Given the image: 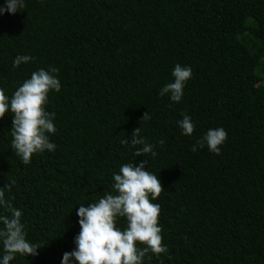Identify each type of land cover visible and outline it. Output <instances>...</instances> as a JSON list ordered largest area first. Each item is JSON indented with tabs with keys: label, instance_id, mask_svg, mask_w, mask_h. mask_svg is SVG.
I'll return each mask as SVG.
<instances>
[{
	"label": "trees",
	"instance_id": "1",
	"mask_svg": "<svg viewBox=\"0 0 264 264\" xmlns=\"http://www.w3.org/2000/svg\"><path fill=\"white\" fill-rule=\"evenodd\" d=\"M17 55L33 59L14 69ZM175 64L192 69L178 103L158 95ZM50 66L61 85L45 106L56 148L23 164L12 117L0 118V187L15 180L5 197L39 248L9 264H60L80 231L78 205L111 193L113 173L144 159L162 186L152 202L167 252L142 264H264V0H25L0 16L5 95ZM183 115L191 136L177 126ZM139 126L155 156L121 145ZM216 127L227 133L219 154L191 151Z\"/></svg>",
	"mask_w": 264,
	"mask_h": 264
},
{
	"label": "clouds",
	"instance_id": "2",
	"mask_svg": "<svg viewBox=\"0 0 264 264\" xmlns=\"http://www.w3.org/2000/svg\"><path fill=\"white\" fill-rule=\"evenodd\" d=\"M24 6L25 0H4L0 16L5 12H21ZM31 59L28 55H17L12 67L18 68ZM56 72L57 69L51 66L47 70L33 71L10 97L0 89V118L11 115V148L25 165L30 163L34 154L56 148L50 141L56 131L55 113L45 108L48 94L60 91ZM171 75L172 81L161 87L158 95L178 103L192 76V69L188 65L175 64ZM176 123L181 135H192L195 125L190 116L183 115ZM226 136L222 127L209 128L191 145V151L206 147L210 153L219 154ZM120 143L131 146L136 157L149 153L156 155L154 145L146 143L140 134V126L132 130L131 139L124 137ZM159 143L163 144L164 140ZM146 164V159L135 165L133 162L122 164L119 172L112 175L111 193H105L87 206L78 205L76 216L80 231L74 237L73 250L62 254L60 264H142L146 253L159 255L167 252V246L161 243V227L158 225L160 207L152 202L159 197L162 186L156 174L145 170ZM14 184L15 180H11L0 187V264H9L18 254L25 258L36 256L39 249L26 238L21 210L5 197V192ZM119 217L126 221L123 229L115 226Z\"/></svg>",
	"mask_w": 264,
	"mask_h": 264
}]
</instances>
